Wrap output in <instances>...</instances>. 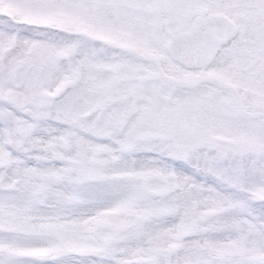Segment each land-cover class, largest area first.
I'll return each instance as SVG.
<instances>
[{
	"label": "snow or ice",
	"instance_id": "snow-or-ice-1",
	"mask_svg": "<svg viewBox=\"0 0 264 264\" xmlns=\"http://www.w3.org/2000/svg\"><path fill=\"white\" fill-rule=\"evenodd\" d=\"M0 264H264V0H0Z\"/></svg>",
	"mask_w": 264,
	"mask_h": 264
}]
</instances>
